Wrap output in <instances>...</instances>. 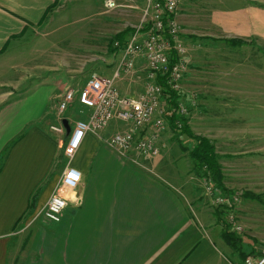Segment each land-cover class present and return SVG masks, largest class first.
Wrapping results in <instances>:
<instances>
[{
    "label": "crops",
    "instance_id": "1",
    "mask_svg": "<svg viewBox=\"0 0 264 264\" xmlns=\"http://www.w3.org/2000/svg\"><path fill=\"white\" fill-rule=\"evenodd\" d=\"M250 1L211 11L202 9L198 2L195 18L191 13L194 0H188L186 9L185 0H180L176 20L191 68L188 76L200 62L205 68L202 90H187L185 86L181 94L217 92L222 94L219 108L250 109L245 115L251 117L254 110V115L264 110V1ZM54 2L0 0V58L30 30L43 28ZM137 2L140 10L145 2ZM10 66L4 65L0 73ZM142 66L139 60L134 74L119 75L115 83L122 95L135 97L143 92L146 81ZM48 70L49 65L41 75H49ZM114 71L105 76L111 77ZM69 78L47 81L52 89L39 105L32 102L27 106L26 115L17 122V132L15 121L11 132L9 129L0 136V264H230L216 247L217 243L222 249L229 247L221 237L223 229L217 228L211 210H202L203 204L194 199L190 163L185 164L179 156L175 164L158 162L149 170L141 168L136 157L120 156L104 143L111 135L130 130V124L112 120L100 134H86L83 148L70 161L59 159L58 140L47 125L53 122L61 93L77 88L76 78ZM72 104L80 108L78 120H87L89 110L77 101L69 107ZM191 123L188 126L193 131ZM241 123L249 124V131L240 125L236 135L225 136V142H264L258 118ZM194 134L215 144L206 134ZM216 154L226 160L264 152L260 148L237 152L216 149ZM67 164L80 172L81 183L75 195L68 197L60 221L47 223L37 212L54 192ZM225 166L222 164V171L228 172ZM18 199L22 200L20 206ZM252 219L246 244L255 252L264 246V239L259 224Z\"/></svg>",
    "mask_w": 264,
    "mask_h": 264
},
{
    "label": "rangeland",
    "instance_id": "2",
    "mask_svg": "<svg viewBox=\"0 0 264 264\" xmlns=\"http://www.w3.org/2000/svg\"><path fill=\"white\" fill-rule=\"evenodd\" d=\"M114 1L117 7L107 10L104 7V0H56V6L50 10L43 28L30 30L26 37L13 42L7 47L6 51L1 55L0 68L4 65L13 66L9 67L11 69L5 68L2 71L6 72L0 73V136L3 137L12 128L15 121L14 132H17V122L26 115L27 106H31L32 102L39 105L46 91L52 89L50 82L47 81L62 82L66 77H71L68 80L74 81L76 78L78 83L76 86L81 88L90 73L96 72L105 76L109 70L116 69L119 62V49L115 47L116 53L110 52L111 40L118 33H122L128 28H135L140 24L142 14L140 11H142L144 4L141 6L142 8L140 7V10H137L138 0ZM258 1L264 0H255L254 3L257 4ZM198 2L201 3L202 9H205V11L234 8L247 2L251 3L250 0H194V7L191 11L193 17L197 16L195 12L198 11L195 9L200 7ZM187 5L188 0H185V9ZM182 42L181 44L183 45ZM226 46L233 48L229 45ZM204 49L206 50V47ZM186 54L187 50L185 57ZM186 60H188V56ZM187 63V72L181 82V88L185 89V86H188L186 87L187 90H195V88L202 90L205 84L203 74L205 68H202V63L200 62L193 68L191 75L188 76V71L191 68L189 61ZM48 65L51 69L48 70L49 75L47 73L41 75L44 73L45 66ZM34 73H40V76L35 77L36 74ZM122 74H128V72ZM178 96L179 102L187 109V117L185 118L187 119V124L192 121L191 126L194 128L193 131L195 133H203L214 139L215 144L212 142L215 152L216 149L226 152H237L243 148L247 150L260 148L264 152V142L252 144L250 141L244 142L232 139L224 141L226 135H236L240 125L243 131H249L250 125L241 123L248 119L258 118L259 130H264V110H260V113L256 115L253 114L254 111L257 112L254 110L251 118L250 115H245L246 112L251 111L250 109L219 108L220 103L218 101L222 94L219 95L217 92H197L196 97L193 95H190V97L187 96V93L181 94L180 92ZM62 116L69 119L68 123L72 127L73 123L81 118L80 108L77 104H72ZM57 122L58 112H55L53 122L47 125L49 133L53 136L54 133L51 127L57 125ZM163 131L160 135V142H162L163 146L160 156L155 158L137 157L139 165H142L141 168L145 166L151 170L158 162H165L167 165L175 164L179 156V159L185 164V161L190 163L189 174L192 177L194 176L192 185L195 201L201 202V205L203 204L201 206L202 210H211L214 219L218 221V229H226L223 224L228 225L227 220L230 215L228 209L232 206L229 203L228 207L219 205L216 199L220 197L225 200H231V203L234 204L232 209L235 212V220L241 229L237 232L232 231L233 228L231 227H227V229L242 239V251L249 252L251 248L246 243L250 241L248 237L250 231L248 230L253 222L252 217L255 218V223L259 224V229L262 230L260 233L262 239H264V154L259 156H241V158L233 157L226 160H223L224 158H220L217 154L218 163L221 164V171L222 164L223 167L225 166L222 162L228 164L227 166L230 169L228 172L222 171V186L225 189L223 190L204 176L200 177L193 173V163L188 156L189 151L195 145L193 140L182 134L180 129L175 130L172 128L169 119L166 121ZM193 131L191 130L194 134ZM22 132L25 133V129ZM198 136L201 135L198 134ZM248 136L250 137L249 134ZM10 137V135H7V138ZM55 137L58 140V157L63 160V147L66 137L65 135H56ZM83 145L84 139L77 152H80ZM180 164L183 166L182 163ZM60 170L61 166L58 167V172ZM208 184L212 188H217L220 192L213 197L207 196L205 191ZM246 193L257 195L258 199H245L244 194ZM18 201L20 206L22 200L18 199ZM217 245L216 247L221 255L230 264L239 261V253L237 251L230 246L228 247L229 249H222V244L221 247L219 243Z\"/></svg>",
    "mask_w": 264,
    "mask_h": 264
},
{
    "label": "built area",
    "instance_id": "3",
    "mask_svg": "<svg viewBox=\"0 0 264 264\" xmlns=\"http://www.w3.org/2000/svg\"><path fill=\"white\" fill-rule=\"evenodd\" d=\"M140 24L125 37L120 44L114 41L113 48L119 49V62L111 77L96 72L89 74L81 88L67 89L57 103L58 124L51 127L57 136L65 135L62 114L74 101L89 110L87 120L73 123L71 132L66 137L63 156L70 161L76 154L86 134L98 135L103 132L112 120L130 124L131 129L116 133L104 140V143L120 156L155 158L160 156L163 146L160 135L163 133L168 118L175 114L179 118L187 117L186 107L179 102L178 95L181 82L187 72L185 48L179 34L180 28L176 20L180 0H144ZM104 7L112 10L117 7L114 0H104ZM173 54L175 60L172 61ZM139 60L143 61L145 75L144 90L139 95L124 96L116 86V80L124 72L136 70ZM170 93L176 94V103L170 102ZM181 122L176 121L177 128ZM130 157V158H131ZM80 172L67 164L59 176L54 192L45 205L37 212L47 223H58L68 205V197L75 195L81 183ZM220 191L206 185L205 194L215 196ZM217 197L219 205L228 207L230 215L228 226L232 231H239L233 203ZM232 264H264V248L248 253L243 259Z\"/></svg>",
    "mask_w": 264,
    "mask_h": 264
},
{
    "label": "trees",
    "instance_id": "4",
    "mask_svg": "<svg viewBox=\"0 0 264 264\" xmlns=\"http://www.w3.org/2000/svg\"><path fill=\"white\" fill-rule=\"evenodd\" d=\"M56 6V2H54L51 6V9ZM133 30V28H128L122 33H118L116 36L113 37L111 40V48L110 52L113 53L115 49L113 48L114 41H118L120 43L123 42L125 37ZM233 43H241L240 40H232ZM172 61L175 60V55L173 54ZM177 95L170 93V102L171 104L176 103ZM169 121L172 124V128L175 130H179L182 132V134H185L187 137H189L191 140L195 142V145L191 151H189V158L193 163V173H195L197 176H204L207 178V180L212 181L215 183L218 188H222V181H223V175L221 171L220 164L218 163V157L215 152L214 144L211 140L203 137L195 135L191 132L188 124L187 119L185 118H179L177 115L172 114L169 118ZM181 122V128H177L176 121ZM225 190V189H223ZM245 199H258L257 195H254L252 193H246L244 194ZM33 204L31 205V208H33ZM226 229L223 230L221 237L224 240V242L230 246L232 249L237 251L239 253V258L243 259L244 256L248 253H253L254 251L250 252H244L241 248V239L235 236L232 232L228 231L227 227L228 225H224Z\"/></svg>",
    "mask_w": 264,
    "mask_h": 264
},
{
    "label": "water",
    "instance_id": "5",
    "mask_svg": "<svg viewBox=\"0 0 264 264\" xmlns=\"http://www.w3.org/2000/svg\"><path fill=\"white\" fill-rule=\"evenodd\" d=\"M62 124H63L64 130H65V137H68L70 132H71V127H70V125L66 119L62 120Z\"/></svg>",
    "mask_w": 264,
    "mask_h": 264
}]
</instances>
